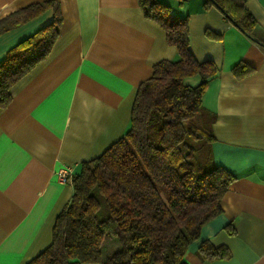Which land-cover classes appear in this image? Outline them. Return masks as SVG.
<instances>
[{"label": "crops", "instance_id": "1", "mask_svg": "<svg viewBox=\"0 0 264 264\" xmlns=\"http://www.w3.org/2000/svg\"><path fill=\"white\" fill-rule=\"evenodd\" d=\"M38 1L0 0V18ZM57 1L62 23L50 52L10 87L11 100L0 107V264H25L50 244L55 218L72 194L71 181L57 172L65 166L77 172L117 140L139 83L158 61L177 58L138 0ZM163 1L187 16L194 57L218 66L201 102L213 118L214 162L235 175L221 212L202 226L183 258L187 264H264V0H244L256 20L252 37L214 4ZM51 19L48 9L1 32L0 60ZM239 61L244 70L234 73ZM185 80L194 85L199 77ZM204 239L227 246L230 257L199 258Z\"/></svg>", "mask_w": 264, "mask_h": 264}, {"label": "trees", "instance_id": "2", "mask_svg": "<svg viewBox=\"0 0 264 264\" xmlns=\"http://www.w3.org/2000/svg\"><path fill=\"white\" fill-rule=\"evenodd\" d=\"M138 3L163 29L177 58L158 61L139 83L127 129L101 154L81 162L50 244L25 264H187L188 245L222 210L223 194L235 175L214 162L213 118L201 102L218 66L194 57L187 16L172 13L163 0ZM210 4L253 36L256 20L244 0L203 1L205 7ZM48 9L52 19L0 60V107L10 102V87L50 52L62 13L57 0H43L0 18L1 33ZM243 66L239 61L232 70L238 73ZM192 76L199 77L194 85L185 80ZM196 252L203 260L230 257L227 246L206 239Z\"/></svg>", "mask_w": 264, "mask_h": 264}, {"label": "built area", "instance_id": "3", "mask_svg": "<svg viewBox=\"0 0 264 264\" xmlns=\"http://www.w3.org/2000/svg\"><path fill=\"white\" fill-rule=\"evenodd\" d=\"M57 177L61 181H71L72 167L65 166L57 172Z\"/></svg>", "mask_w": 264, "mask_h": 264}, {"label": "rangeland", "instance_id": "4", "mask_svg": "<svg viewBox=\"0 0 264 264\" xmlns=\"http://www.w3.org/2000/svg\"><path fill=\"white\" fill-rule=\"evenodd\" d=\"M167 3V1H165ZM177 2V1H176ZM168 4V3H167ZM170 6V5H169ZM172 13H174L173 11H171Z\"/></svg>", "mask_w": 264, "mask_h": 264}]
</instances>
